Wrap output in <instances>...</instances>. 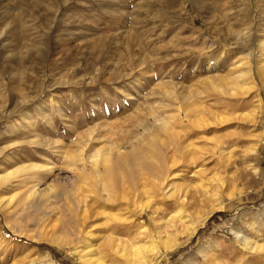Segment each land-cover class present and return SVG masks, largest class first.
<instances>
[{
  "label": "rangeland",
  "instance_id": "rangeland-1",
  "mask_svg": "<svg viewBox=\"0 0 264 264\" xmlns=\"http://www.w3.org/2000/svg\"><path fill=\"white\" fill-rule=\"evenodd\" d=\"M257 62L264 0H0V203L50 199L0 204V264H84L115 224L143 251L107 264H264ZM141 139L149 170H80Z\"/></svg>",
  "mask_w": 264,
  "mask_h": 264
},
{
  "label": "bare ground",
  "instance_id": "bare-ground-1",
  "mask_svg": "<svg viewBox=\"0 0 264 264\" xmlns=\"http://www.w3.org/2000/svg\"><path fill=\"white\" fill-rule=\"evenodd\" d=\"M257 65H258V62L256 63V69H255L254 72H255V74L257 76V79H258L260 85L262 87H264V67L259 68ZM166 126H167V124H166ZM153 139H151V140L154 141V143L159 142L158 139H156V138H155V140H153ZM145 144L147 145V147L151 146V143L149 141H147L146 139H141V140L138 141L137 144L132 146L131 151L127 155H121L122 153H118L117 152L118 156L121 159H118V157L116 158V156H115L114 160H113V159L110 158V157L113 156V152H106L105 155H102V156H104V158H105L104 162L105 161L106 162L108 161V163L111 162L110 166H105L104 164L102 165V163H98L99 161H97V157H99L101 154L97 153L98 155L97 154H95V155L94 154L84 155V158L82 160V164L80 165L81 166L80 170L82 172H84L86 176H90L91 173L94 174L95 180H100V181H103L104 179H106V175H108L109 173L112 174V171L114 172L113 169L116 167V165L119 166L120 164L122 166L130 167V169H131V173L130 174H134V173H132V169L134 168V166H139L141 168H145V169L149 170L150 169V164L147 161L148 159L142 153V149H144V147H146ZM158 146L162 147V144L161 145L158 144ZM165 146H166V144L164 145V147ZM165 148L167 150V147H165ZM164 167H165V165H164ZM119 168H121V167H119ZM18 171H20V170L17 169L15 171H10V172L0 176V189L1 190H3L4 187L7 186L11 182V179L15 177V174ZM23 171H25V170H23ZM162 173L164 174V171ZM122 174H123V172H122ZM130 176H132V175H130ZM122 178L124 179V176ZM162 180H163V178H162ZM100 189H101V186H100ZM103 190H105V189H103ZM48 195L49 194L47 193V191H41V192L40 191H33V192H30V194L27 196L31 200L25 199V201H24V199H23V200H20L18 203H21L20 204V205H22L21 207L23 209H25V207L27 205L26 202L30 201L31 202V206L33 208L32 210H35L36 212L38 211V213H39V211H42L48 205V203L50 201V199L48 198ZM106 196L108 198H110L109 195H106ZM183 196L185 197L184 199H186V195H183ZM2 203L5 205L4 206L5 208L8 207L9 209H11L12 207L14 208L18 204V203H16V204L12 205L13 204V198H9V199L7 198L5 201L2 200V202L0 204H2ZM196 204H197V202H196ZM15 208H19V207H15ZM85 215L82 218L83 220H80V221L78 220L77 221V223L75 224L74 230L72 228H69L73 232L74 236L75 235L78 236L79 234L83 233V232H81L82 230L80 228L81 227L82 228L85 227L87 219L89 218V216H85ZM182 220H183V218L180 219V221H182ZM86 227H89V226L86 225ZM110 229L113 230L112 235L108 236L106 238L105 242L101 245L104 249L103 250L102 249H98L97 251L93 250L94 248H93V246L91 244V242H93V238H92L93 234L91 232H87L88 233L87 235H89V237H88L89 239H88V242L86 243L87 253H86L85 256H83L84 264H107L106 262H109V261L111 263H115L117 261V256H121L122 258H125L127 261H129L130 255L136 254V252H140L141 251V248H138L137 245H135L134 242H133L134 244L131 243V241H130V243H126L120 238V236L118 235V232H120L123 229L122 225L115 224V225L111 226ZM63 232H65V231H63ZM167 243H168V241H167ZM163 244H164V242H163ZM134 247H136L138 249L136 250V248H135L133 250ZM108 259H110V260H108Z\"/></svg>",
  "mask_w": 264,
  "mask_h": 264
}]
</instances>
